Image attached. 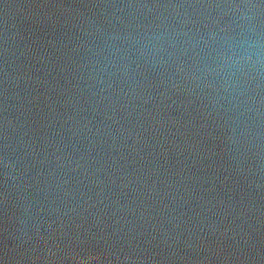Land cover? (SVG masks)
<instances>
[{"label":"water","instance_id":"1","mask_svg":"<svg viewBox=\"0 0 264 264\" xmlns=\"http://www.w3.org/2000/svg\"><path fill=\"white\" fill-rule=\"evenodd\" d=\"M0 264H264V0H0Z\"/></svg>","mask_w":264,"mask_h":264}]
</instances>
